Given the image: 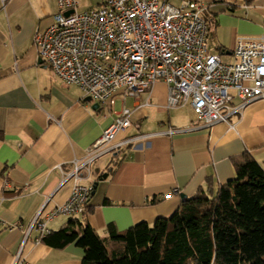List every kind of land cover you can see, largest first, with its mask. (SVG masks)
I'll use <instances>...</instances> for the list:
<instances>
[{
    "label": "crops",
    "instance_id": "crops-1",
    "mask_svg": "<svg viewBox=\"0 0 264 264\" xmlns=\"http://www.w3.org/2000/svg\"><path fill=\"white\" fill-rule=\"evenodd\" d=\"M197 1L205 5L208 50L225 62L233 60L238 36L264 34V0ZM57 11V0H0V264H81L83 248L51 247L38 239L33 221L66 201L73 180L63 179L73 160L85 156L122 107L131 110L130 125L79 181L96 182L82 218L99 235H107L109 225L121 231L168 217L181 195L232 179L233 158L241 153L264 168V100L249 102L226 122L202 126L189 102L168 106L162 80L136 97L116 94L111 105L87 99L56 76L34 46L35 33ZM68 218L58 215L46 227L57 230Z\"/></svg>",
    "mask_w": 264,
    "mask_h": 264
},
{
    "label": "built area",
    "instance_id": "built-area-1",
    "mask_svg": "<svg viewBox=\"0 0 264 264\" xmlns=\"http://www.w3.org/2000/svg\"><path fill=\"white\" fill-rule=\"evenodd\" d=\"M80 1L57 0L58 11L45 30L35 33L34 46L56 76L92 100L111 105L116 94L136 97L162 80L168 86V106L189 102L202 126L226 122L249 102L264 100V34L238 36L234 58L225 62L219 52L208 50L205 5L197 0L179 5L168 0H95L79 9ZM234 97L239 103L233 104ZM130 113L122 107L85 156L73 160L63 179L73 180L69 197L34 218L41 231L38 239L49 232L46 221L83 213L93 186L79 181L89 175L97 157L117 147L113 139L130 125Z\"/></svg>",
    "mask_w": 264,
    "mask_h": 264
},
{
    "label": "trees",
    "instance_id": "trees-1",
    "mask_svg": "<svg viewBox=\"0 0 264 264\" xmlns=\"http://www.w3.org/2000/svg\"><path fill=\"white\" fill-rule=\"evenodd\" d=\"M232 179L184 197L168 217L99 235L82 216L69 217L41 240L75 243L81 264H264V168L250 155L233 158Z\"/></svg>",
    "mask_w": 264,
    "mask_h": 264
},
{
    "label": "rangeland",
    "instance_id": "rangeland-1",
    "mask_svg": "<svg viewBox=\"0 0 264 264\" xmlns=\"http://www.w3.org/2000/svg\"><path fill=\"white\" fill-rule=\"evenodd\" d=\"M96 3V1L95 0H81V2H80V4L83 6V5H92V4H95ZM79 9H80V7H79ZM82 9V8H81ZM186 108H187V105H185V108H184V110H186Z\"/></svg>",
    "mask_w": 264,
    "mask_h": 264
},
{
    "label": "water",
    "instance_id": "water-1",
    "mask_svg": "<svg viewBox=\"0 0 264 264\" xmlns=\"http://www.w3.org/2000/svg\"><path fill=\"white\" fill-rule=\"evenodd\" d=\"M69 12H70V11H66L65 14H67V13H69ZM87 99H91V98L88 96ZM95 105H97V103H96ZM105 175H106V173H104L103 176H105ZM95 185H96V182L93 184V187H95ZM92 193H93V190H92ZM184 197H185V195H181V199H183Z\"/></svg>",
    "mask_w": 264,
    "mask_h": 264
}]
</instances>
